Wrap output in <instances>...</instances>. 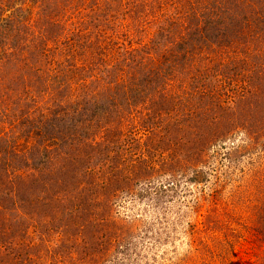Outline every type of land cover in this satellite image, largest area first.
<instances>
[{
    "label": "rangeland",
    "instance_id": "rangeland-1",
    "mask_svg": "<svg viewBox=\"0 0 264 264\" xmlns=\"http://www.w3.org/2000/svg\"><path fill=\"white\" fill-rule=\"evenodd\" d=\"M0 264H264V0H0Z\"/></svg>",
    "mask_w": 264,
    "mask_h": 264
},
{
    "label": "trees",
    "instance_id": "trees-1",
    "mask_svg": "<svg viewBox=\"0 0 264 264\" xmlns=\"http://www.w3.org/2000/svg\"><path fill=\"white\" fill-rule=\"evenodd\" d=\"M64 178H65V183H66V185H68L69 183H68L67 178H66V177H64ZM61 181L63 182V179H61Z\"/></svg>",
    "mask_w": 264,
    "mask_h": 264
}]
</instances>
